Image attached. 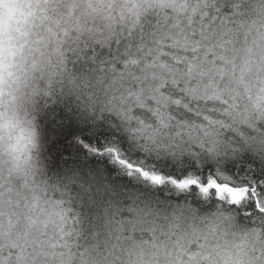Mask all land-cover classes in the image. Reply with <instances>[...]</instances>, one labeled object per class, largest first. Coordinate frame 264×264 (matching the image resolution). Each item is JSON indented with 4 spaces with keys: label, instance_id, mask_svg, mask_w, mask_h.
<instances>
[{
    "label": "snow or ice",
    "instance_id": "1",
    "mask_svg": "<svg viewBox=\"0 0 264 264\" xmlns=\"http://www.w3.org/2000/svg\"><path fill=\"white\" fill-rule=\"evenodd\" d=\"M35 4L0 264H264V0Z\"/></svg>",
    "mask_w": 264,
    "mask_h": 264
},
{
    "label": "clouds",
    "instance_id": "2",
    "mask_svg": "<svg viewBox=\"0 0 264 264\" xmlns=\"http://www.w3.org/2000/svg\"><path fill=\"white\" fill-rule=\"evenodd\" d=\"M36 7L35 0H6L0 8V164L4 165L10 155H19L21 166L37 162V150L30 143L38 139L37 107L31 82L20 70Z\"/></svg>",
    "mask_w": 264,
    "mask_h": 264
}]
</instances>
